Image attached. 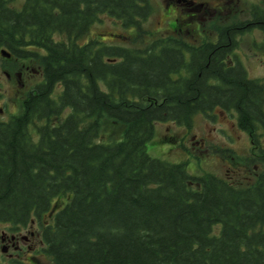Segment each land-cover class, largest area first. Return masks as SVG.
Wrapping results in <instances>:
<instances>
[{"label": "trees", "instance_id": "trees-1", "mask_svg": "<svg viewBox=\"0 0 264 264\" xmlns=\"http://www.w3.org/2000/svg\"><path fill=\"white\" fill-rule=\"evenodd\" d=\"M15 1L0 0V47L42 80L0 120V222L51 215L52 264H264V171L238 186L146 151L157 123L189 128L214 104L248 132L264 123L257 88L222 70L228 47L153 39L149 0ZM103 15L140 46L84 41ZM105 122L118 140H100Z\"/></svg>", "mask_w": 264, "mask_h": 264}, {"label": "rangeland", "instance_id": "rangeland-1", "mask_svg": "<svg viewBox=\"0 0 264 264\" xmlns=\"http://www.w3.org/2000/svg\"><path fill=\"white\" fill-rule=\"evenodd\" d=\"M22 1L16 0L11 7L18 8ZM149 1L153 13L143 28L151 33L153 39L179 37L193 44L211 38L212 25L217 27L224 22L245 18L252 4L264 6V0H194L201 7H193L195 10L189 12L172 7L167 9L165 0ZM133 35L134 31L123 29L115 19L103 15L89 28L84 41L97 39L103 45L137 47ZM253 43V35L245 36L240 52L251 51ZM262 61V70H256V73L263 78L264 55ZM28 64L34 70H40L38 60ZM1 66L9 69L10 65L1 63ZM248 72L253 77V71L248 68ZM38 81L39 78H33L31 82L25 80V86L18 88L0 79V108L5 112L0 120L6 121L10 115L19 112L23 98ZM231 120L217 113L211 120L202 115L194 116L189 128L172 122L157 123L146 151L168 163H184L191 176L208 173L238 186H248L264 170V137H260L259 145H252L245 133L232 126ZM120 133L119 125L105 122L100 140L116 141ZM58 207V203L54 204L53 210Z\"/></svg>", "mask_w": 264, "mask_h": 264}, {"label": "flooded vegetation", "instance_id": "flooded-vegetation-1", "mask_svg": "<svg viewBox=\"0 0 264 264\" xmlns=\"http://www.w3.org/2000/svg\"><path fill=\"white\" fill-rule=\"evenodd\" d=\"M165 1L167 2V9H171L172 7V9H185L191 12L196 8L201 7L200 4L196 5L194 0ZM193 7L196 8L194 9ZM262 10H264L263 5L252 4L248 8L245 18L241 20L238 19L230 22H224L217 27L212 25L210 28L212 30L211 38L206 40L207 43L212 46L219 44L220 48L228 47V50L223 53L224 57L221 59V63L223 65L222 70H238V72L244 76L246 81L251 82L257 88V96L259 97L260 101L259 109L262 117H264V77L262 78L258 73H256V70H262L263 67L262 56L264 55V17L261 16ZM224 34H231L228 36L229 38H227V43L220 39ZM247 35L254 36L253 48L249 52H240V44L242 43L243 38ZM175 39L184 41L179 37ZM203 41L196 44L189 43L187 41L184 42L188 43L191 47H198L203 43ZM139 46L140 45L137 44V47ZM1 50H4L9 54L6 57L1 56L0 54V79H3L7 85H14L18 88H22L25 86V80L31 82L33 78H39V81L33 84V88L41 82V66L38 65L40 70H34V68L30 67L28 64L29 62H33V60L36 61V58H17L3 46L0 47V51ZM34 52H36L35 49H30V53ZM190 56L191 55L188 52L183 53V62L188 64L190 61ZM1 63H8V65H10L9 69L7 67L1 66ZM248 68L253 71V77L249 75ZM179 73L184 74V71L182 70ZM209 82L211 85L220 84V81L218 80H210ZM4 113V109L0 108V117L3 116ZM217 113L225 115L230 120L232 119V126L245 133L250 138V143L252 145L255 143L257 145L260 144V137H264V123L259 125L257 130L253 133L242 129L238 124L239 115L235 108L229 106L223 108L220 105L214 104L212 105L211 109L206 112V114L197 113L196 115H202L205 118L211 120L217 115ZM263 171L264 170L261 172ZM51 220L52 216L46 214L42 215L40 218H31L26 223L0 222V264H52L51 259L46 253L47 247L43 239V228L49 225Z\"/></svg>", "mask_w": 264, "mask_h": 264}, {"label": "water", "instance_id": "water-1", "mask_svg": "<svg viewBox=\"0 0 264 264\" xmlns=\"http://www.w3.org/2000/svg\"><path fill=\"white\" fill-rule=\"evenodd\" d=\"M0 54H1V56H3V57H6V56L9 55V54H8L6 51H4V50H1V51H0Z\"/></svg>", "mask_w": 264, "mask_h": 264}]
</instances>
